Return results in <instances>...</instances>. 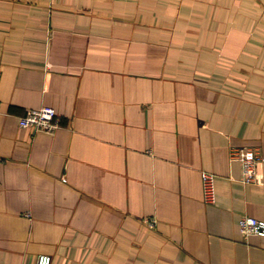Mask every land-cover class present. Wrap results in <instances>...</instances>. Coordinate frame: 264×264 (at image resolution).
Listing matches in <instances>:
<instances>
[{"label":"crops","instance_id":"0c3cea01","mask_svg":"<svg viewBox=\"0 0 264 264\" xmlns=\"http://www.w3.org/2000/svg\"><path fill=\"white\" fill-rule=\"evenodd\" d=\"M41 106L53 133L18 123ZM238 146L264 154V0H0V264H264Z\"/></svg>","mask_w":264,"mask_h":264},{"label":"built area","instance_id":"2783aa9c","mask_svg":"<svg viewBox=\"0 0 264 264\" xmlns=\"http://www.w3.org/2000/svg\"><path fill=\"white\" fill-rule=\"evenodd\" d=\"M18 123L22 127L32 126L36 130L53 133L62 126V118L53 106H41L31 108L26 113L18 117ZM233 158L240 160L243 170L244 183H257L262 181L260 167L264 164V154L253 146H238L231 149ZM204 192L208 202L216 201L215 174L205 171ZM154 220H149V224L154 226ZM241 231L245 235L258 234L264 236V220L251 215H244L240 222ZM51 254L41 253L36 264H52Z\"/></svg>","mask_w":264,"mask_h":264}]
</instances>
